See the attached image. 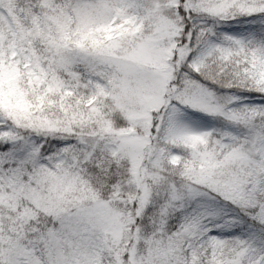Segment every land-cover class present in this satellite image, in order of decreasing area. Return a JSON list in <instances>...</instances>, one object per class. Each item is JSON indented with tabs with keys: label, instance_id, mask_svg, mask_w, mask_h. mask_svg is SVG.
I'll use <instances>...</instances> for the list:
<instances>
[{
	"label": "snow or ice",
	"instance_id": "1",
	"mask_svg": "<svg viewBox=\"0 0 264 264\" xmlns=\"http://www.w3.org/2000/svg\"><path fill=\"white\" fill-rule=\"evenodd\" d=\"M0 264H264V0H0Z\"/></svg>",
	"mask_w": 264,
	"mask_h": 264
}]
</instances>
